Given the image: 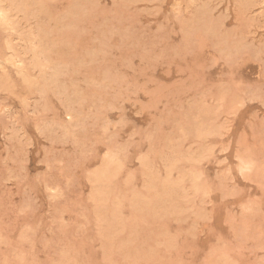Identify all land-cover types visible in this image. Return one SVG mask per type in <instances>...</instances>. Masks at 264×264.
I'll return each mask as SVG.
<instances>
[{
    "label": "rangeland",
    "instance_id": "374dc122",
    "mask_svg": "<svg viewBox=\"0 0 264 264\" xmlns=\"http://www.w3.org/2000/svg\"><path fill=\"white\" fill-rule=\"evenodd\" d=\"M41 1L0 25V264H264V0Z\"/></svg>",
    "mask_w": 264,
    "mask_h": 264
},
{
    "label": "bare ground",
    "instance_id": "6f19581e",
    "mask_svg": "<svg viewBox=\"0 0 264 264\" xmlns=\"http://www.w3.org/2000/svg\"><path fill=\"white\" fill-rule=\"evenodd\" d=\"M258 3V2H257ZM69 5V4H68ZM256 5V4H255ZM40 6V7H39ZM41 6H42V1L41 0H0V25L2 26V28H14L15 29V22H14V19H13V16L15 15V14H17V13H20V12H22L23 14H24V17L26 18V19H30V18H32V17H37V11H36V8L38 7V8H40V10L39 11H41ZM51 6H52V4H51ZM60 6V5H59ZM244 6H245V4H244ZM53 7V6H52ZM45 8V7H44ZM56 11H57V9H56ZM47 13V12H46ZM60 13V12H59ZM63 14V13H62ZM47 15V14H46ZM56 17V16H55ZM58 17V16H57ZM24 24V23H23ZM61 24V23H60ZM53 25V24H52ZM51 26V25H50ZM49 32V31H48ZM53 32V31H52ZM96 32V31H95ZM36 34V33H35ZM95 34V33H94ZM29 35L30 36H35L34 34H33V32H31V33H29ZM55 37V36H54ZM53 37V38H54ZM82 38V37H81ZM36 39L37 38H35V37H33L32 39H31V45H30V50L31 51H33L34 53H35V61H34V66L35 67H40L42 70H44V71H46L47 69H51V68H53L54 69V67L50 64V61H49V59L46 57V55H45V53H46V49L45 48H43L42 46H40L39 44H37V42H36ZM75 40V39H74ZM80 40V39H79ZM7 47V46H6ZM73 49V48H72ZM76 49V48H75ZM58 50V49H57ZM69 51V50H68ZM74 51V50H73ZM23 54V53H22ZM49 54V53H48ZM53 54V53H52ZM50 55V54H49ZM32 56V55H31ZM56 60V59H55ZM58 60H60V59H58ZM13 62H17V63H20V66H24L25 65V63H24V60L23 59H21V58H19V56H15L14 57V59H13ZM88 62H89V60H88ZM57 64V63H56ZM1 65V64H0ZM8 65V64H7ZM87 65V64H86ZM65 69V68H64ZM32 70V69H31ZM76 70V69H75ZM61 71V70H60ZM56 72V71H55ZM59 72V71H58ZM83 72V71H82ZM60 73V72H59ZM17 74V73H16ZM56 74V73H55ZM54 74V75H55ZM58 74V73H57ZM50 77V76H49ZM98 77V76H97ZM83 78V77H82ZM82 78H81V80H82ZM49 80H50V78H49ZM29 81V80H28ZM69 82V81H68ZM31 85H32V83L31 82H29ZM71 83V82H70ZM85 87H86V85H85ZM38 99V98H37ZM65 99V98H64ZM26 100H27V98H26ZM31 100H32V98H31ZM83 100V99H82ZM12 101V100H11ZM57 101V100H56ZM58 101H59V99H58ZM17 103V102H16ZM59 103V102H58ZM13 104V103H12ZM18 104V103H17ZM33 105V104H32ZM60 105V104H59ZM4 108H5V106H4ZM90 108H91V106H90ZM42 109V108H41ZM33 110V109H32ZM62 110H63V108H62ZM96 111V110H95ZM36 113H38V112H36ZM62 113H64V112H62ZM65 113H67V112H65ZM68 115H70V118L72 119V121H73V119H75L76 118V115H75V113L72 111V110H69V112L67 113ZM68 117V116H67ZM71 121V122H72ZM216 122V121H215ZM82 123V122H81ZM84 123V122H83ZM114 126V125H113ZM31 127H33V126H31ZM199 128V127H198ZM33 129V128H32ZM103 129V128H102ZM105 129H108V128H105ZM197 129V128H196ZM114 130V129H113ZM220 130V129H219ZM35 131H36V129H35ZM199 131H201V130H199ZM34 132V131H33ZM183 132V131H182ZM198 133V132H197ZM59 134V133H58ZM216 134V133H215ZM37 135V134H36ZM62 135V134H61ZM200 136V135H199ZM202 136V135H201ZM207 136V135H206ZM183 137H185V136H183ZM196 137V136H195ZM199 138V137H198ZM148 142V141H147ZM204 147V146H203ZM146 149H147V147H145ZM166 149H168V148H166ZM209 149V148H208ZM145 150V149H144ZM210 150V149H209ZM107 151V150H106ZM108 151H109V149H108ZM110 151H112L111 149H110ZM109 151V152H110ZM146 151V150H145ZM145 151H143V152H145ZM211 151V150H210ZM108 153V152H107ZM111 154H112V152H110ZM169 154V153H168ZM187 155H189L188 153H187ZM184 156V155H183ZM103 157V156H102ZM191 157H194V156H192L191 155ZM138 158V157H137ZM202 158V157H201ZM139 159H140V157H139ZM196 159V158H195ZM194 159V160H195ZM104 160V159H103ZM103 160L101 161V163L103 162ZM108 159H106V161H107ZM173 161V160H172ZM173 162H175V161H173ZM241 162V161H240ZM248 163V162H247ZM109 164V163H108ZM138 164V163H137ZM137 164H136V166H137ZM140 164V163H139ZM145 164V163H144ZM143 164V165H144ZM162 164V163H161ZM241 164V163H240ZM243 164V163H242ZM248 165V164H247ZM104 166V165H103ZM162 166V165H161ZM163 167V166H162ZM247 167V166H246ZM105 168V167H104ZM165 168H166V166H165ZM119 169H122V168H119ZM96 170V169H95ZM248 170V169H247ZM106 171V170H105ZM111 172V171H110ZM167 172V171H166ZM169 173V172H168ZM157 175V174H156ZM165 175V174H164ZM163 175V176H164ZM169 175H170V173H169ZM112 176V175H111ZM87 179V178H86ZM116 179V178H115ZM157 179V178H156ZM97 180V179H96ZM126 180V179H125ZM104 181V180H103ZM106 181V180H105ZM161 181H163V180H161ZM178 181V180H177ZM94 182V181H93ZM126 182V181H125ZM106 183H107V181H106ZM191 183V182H190ZM145 184V183H144ZM162 185V184H161ZM175 187H176V185H174ZM47 187V186H46ZM145 187V186H144ZM168 187V186H167ZM172 187V186H171ZM48 188V187H47ZM103 189V188H102ZM147 190V189H146ZM169 190V189H168ZM52 191V190H51ZM148 191V190H147ZM150 191H152V190H150ZM174 193H175V191H174ZM99 195V194H98ZM59 196V195H58ZM97 197H99V196H97ZM127 202V201H126ZM129 202V201H128ZM176 202V201H175ZM112 204V203H111ZM172 204V203H171ZM116 206H117V203H116ZM122 206V205H121ZM178 208H180V207H178ZM184 208V207H183ZM115 209V208H114ZM193 210V209H192ZM115 211V210H114ZM169 212V211H168ZM118 213V212H117ZM129 213H130V211H129ZM125 214V213H124ZM131 215V214H130ZM195 217V216H194ZM158 218H160V217H158ZM180 219V218H179ZM168 220V219H167ZM106 222V221H105ZM175 222H176V220H175ZM178 222V221H177ZM112 223V222H111ZM115 223V222H114ZM174 223V222H173ZM104 224V223H103ZM155 227V226H154ZM124 230V229H123ZM122 230V231H123ZM121 232V231H120ZM117 234V233H116ZM95 235V234H94ZM98 236V235H97ZM114 236H115V234H114ZM126 236V235H125ZM94 237V236H93ZM145 237V236H144ZM112 240V239H111ZM105 242V241H104ZM101 243V242H100ZM100 246V245H99ZM129 246V245H128ZM122 250V249H121ZM101 253H102V251H101ZM101 256V255H100ZM102 257V256H101Z\"/></svg>",
    "mask_w": 264,
    "mask_h": 264
}]
</instances>
